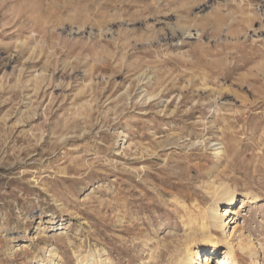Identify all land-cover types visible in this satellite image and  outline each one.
Instances as JSON below:
<instances>
[{
	"label": "rangeland",
	"instance_id": "rangeland-1",
	"mask_svg": "<svg viewBox=\"0 0 264 264\" xmlns=\"http://www.w3.org/2000/svg\"><path fill=\"white\" fill-rule=\"evenodd\" d=\"M175 204L264 264V0H0V264H179Z\"/></svg>",
	"mask_w": 264,
	"mask_h": 264
},
{
	"label": "bare ground",
	"instance_id": "bare-ground-1",
	"mask_svg": "<svg viewBox=\"0 0 264 264\" xmlns=\"http://www.w3.org/2000/svg\"><path fill=\"white\" fill-rule=\"evenodd\" d=\"M225 201L228 204V207L223 209V214L221 218L228 219L229 224H237L233 218V214H236L234 209V204L237 201V196L235 193H228L225 195ZM173 212L179 215L184 226L187 229V232H196L200 231L203 233L202 242L206 245L204 250L197 252L192 244L195 240H191V243L187 244V247L184 251V257L181 259L179 264H231L234 260V252L231 249H224L221 245L219 239L213 234V228L209 224V217L206 215H201L198 219L192 218L189 214L185 213L178 204L174 205ZM218 211V209H217ZM237 226L233 228L234 232ZM59 230V229H57ZM225 250L222 252L221 250ZM221 251V252H220ZM51 253V251H50ZM223 254V257L220 255ZM88 264H95L94 262Z\"/></svg>",
	"mask_w": 264,
	"mask_h": 264
}]
</instances>
